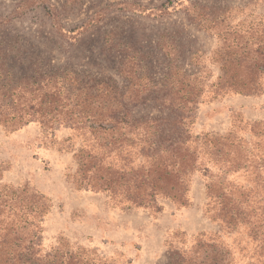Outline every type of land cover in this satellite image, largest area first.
Listing matches in <instances>:
<instances>
[{
  "label": "trees",
  "instance_id": "trees-1",
  "mask_svg": "<svg viewBox=\"0 0 264 264\" xmlns=\"http://www.w3.org/2000/svg\"><path fill=\"white\" fill-rule=\"evenodd\" d=\"M66 1L73 5L79 0ZM45 2L30 0L18 8L23 12L44 5L57 29L64 31L58 9ZM120 5L122 10L147 12L154 18L182 12L188 23L215 38V47L209 55L196 50L188 61L192 69H185L176 32L160 33L157 48L165 67L156 78L144 62L145 52L126 45L120 52L121 85L113 77L70 67L18 76L0 57V125L10 130L31 122L50 128L63 125L83 135L86 143L77 152L75 183L105 192L126 207L159 211L163 198L187 205L191 177L200 172L205 179L206 214L226 231L242 226L256 242L257 261L264 263V177L260 174L264 155L255 159L247 142L232 133L195 135L191 128L207 93L215 98L264 90V0L243 5L165 0L155 9L135 2ZM101 16L98 13L69 32L86 30ZM205 59L218 68L213 81ZM147 102L164 114L135 116L133 108ZM250 130L264 140V121L251 123ZM238 171L247 172L253 185L228 180ZM0 190V264H111L90 250L72 248L62 238L45 250L42 220L50 207L48 199L27 186L4 185ZM182 244L170 246L164 264H238L234 250L218 232H200L190 244Z\"/></svg>",
  "mask_w": 264,
  "mask_h": 264
},
{
  "label": "rangeland",
  "instance_id": "rangeland-1",
  "mask_svg": "<svg viewBox=\"0 0 264 264\" xmlns=\"http://www.w3.org/2000/svg\"><path fill=\"white\" fill-rule=\"evenodd\" d=\"M164 1L79 0L70 5L66 0H46L47 6L59 11L65 29L60 32L44 5L20 12L19 5L30 0H0V57L18 76L70 67L97 77H113L121 85V49L132 45L145 52L147 69L157 78L165 67L157 39L168 31L176 32L183 47L182 64L190 70L191 55L198 49L209 55L216 44L214 37L188 23L182 12L154 18L147 12L122 10L120 5L135 2L155 9ZM198 1L243 5L248 0ZM98 13L101 20L88 29L69 32ZM203 64L213 73V81L219 73L217 66L208 59ZM133 114L155 117L164 113L147 102L135 106ZM258 121H264V90L251 95L229 92L215 98L207 93L198 104L191 128L195 135L232 133L247 142L257 159L264 155V140L251 132L250 124ZM84 139L63 125L50 128L31 122L15 130L0 125V189L4 185L27 186L48 199L50 207L42 220L45 250L62 238L72 248L90 250L111 264H164L170 246L180 247L183 241L188 245L200 232H218L234 250L238 264H264L257 261L253 253L256 242L242 226L229 232L206 214L205 179L200 172L191 177L189 204L177 205L163 198L159 211L118 205L105 192L79 187L74 175ZM260 174L264 177V168ZM228 180L239 186L253 185L244 171L229 174Z\"/></svg>",
  "mask_w": 264,
  "mask_h": 264
}]
</instances>
